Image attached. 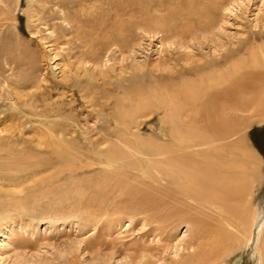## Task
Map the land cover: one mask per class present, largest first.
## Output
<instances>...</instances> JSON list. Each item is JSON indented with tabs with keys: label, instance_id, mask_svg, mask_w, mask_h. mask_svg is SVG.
<instances>
[{
	"label": "rangeland",
	"instance_id": "obj_1",
	"mask_svg": "<svg viewBox=\"0 0 264 264\" xmlns=\"http://www.w3.org/2000/svg\"><path fill=\"white\" fill-rule=\"evenodd\" d=\"M69 4L0 0V144L28 169L19 179L10 171L0 174L1 198L20 197L22 191L34 195L40 175L28 179L35 170L29 164L52 162L37 146L47 129H73L81 142L95 141L131 83L177 77L201 66L223 68L231 58L264 46V0H212L208 28L170 37L120 28L127 18L113 13L100 22ZM158 116L145 122L143 134L159 127ZM246 137L261 156L264 175V122L255 123ZM85 196L83 204L77 197L58 203L43 196L8 210L0 220V264H173L187 252L193 237L187 224L163 228L142 213L90 207L91 196ZM255 204L264 206V179ZM100 207L101 214L107 208L102 215L96 212ZM235 255L225 264H257L251 246Z\"/></svg>",
	"mask_w": 264,
	"mask_h": 264
},
{
	"label": "bare ground",
	"instance_id": "obj_2",
	"mask_svg": "<svg viewBox=\"0 0 264 264\" xmlns=\"http://www.w3.org/2000/svg\"><path fill=\"white\" fill-rule=\"evenodd\" d=\"M67 1L79 15L101 22L113 13L127 18L120 28L169 37L208 28L213 11L212 0ZM221 67L131 83L95 141L81 142L73 129L42 132L39 153L52 162L29 164L35 170L28 179L40 175L34 195L0 197V220L43 196L58 203L77 197L83 204L89 194L90 207L142 213L163 228L187 224L193 237L173 264H225L247 246L256 263L264 264V206L255 204L262 160L246 137L255 123L264 122V46ZM155 114L159 127L143 134ZM1 146L0 174L23 178L26 162L12 161L13 152ZM101 209L97 214L107 208L102 214Z\"/></svg>",
	"mask_w": 264,
	"mask_h": 264
}]
</instances>
